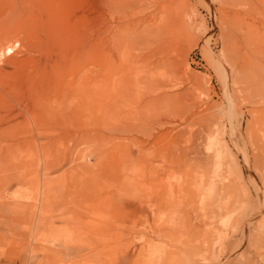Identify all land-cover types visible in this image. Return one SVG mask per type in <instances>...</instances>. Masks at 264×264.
Wrapping results in <instances>:
<instances>
[{
	"label": "rangeland",
	"instance_id": "374dc122",
	"mask_svg": "<svg viewBox=\"0 0 264 264\" xmlns=\"http://www.w3.org/2000/svg\"><path fill=\"white\" fill-rule=\"evenodd\" d=\"M138 4L0 0V264H264V0Z\"/></svg>",
	"mask_w": 264,
	"mask_h": 264
},
{
	"label": "bare ground",
	"instance_id": "6f19581e",
	"mask_svg": "<svg viewBox=\"0 0 264 264\" xmlns=\"http://www.w3.org/2000/svg\"><path fill=\"white\" fill-rule=\"evenodd\" d=\"M128 1H130V0H106V6L108 7V11L112 14V13H114V15L115 14H117L118 15V13H123L124 11H126V13H128L127 11H129V10H125V9H129L130 8V10H132V11H136V9H137V7H138V3H139V1L140 0H133L135 3L133 4V2H128ZM125 3L127 4H133V5H131V6H127V5H125ZM139 7H140V5H139ZM165 10V9H164ZM139 12V11H138ZM130 13L132 14V12L130 11ZM134 13V12H133ZM130 14V16H131V18H132V15ZM135 14V13H134ZM177 14V13H176ZM113 15V14H112ZM123 15H125V14H123ZM119 16H121L120 14L118 15V17ZM130 16H129V18H130ZM135 16V15H134ZM126 17V16H125ZM124 17V18H125ZM128 17V16H127ZM124 18H123V20H124ZM149 18H151V17H149ZM128 19V18H127ZM135 19V18H134ZM122 20V21H123ZM129 20V19H128ZM116 21V20H115ZM121 21V22H122ZM126 21V20H125ZM141 21H143V20H141ZM120 22V23H121ZM129 23H130V21H128ZM132 22V21H131ZM137 22V21H136ZM161 22V21H160ZM140 23V22H139ZM133 24V23H132ZM135 24V23H134ZM120 25L121 24H117V30H118V28L120 29ZM124 26V25H123ZM123 26H121V27H123ZM133 26V25H132ZM134 28H135V25L133 26ZM129 29H131L130 28V26L128 27ZM128 29V30H129ZM121 30V29H120ZM126 31V32H122L121 31V33H120V31H119V33H117L118 34V36L116 35V41L119 43V45H118V52H122V51H124V46H125V49H129L128 47V45H130L136 38H137V31H132V30H130V31ZM135 30V29H134ZM111 32V31H110ZM109 33V32H108ZM116 34V33H115ZM117 37H119V38H117ZM111 38V37H110ZM114 38H115V36H114ZM137 40V39H136ZM112 41H113V38H112ZM115 41V42H116ZM138 42V41H137ZM128 46V47H127ZM130 50V49H129ZM3 51V50H2ZM8 51H11V49L9 48V50ZM251 218V217H250ZM251 220V219H250ZM250 220H248V224H250V225H252V223L253 222H251ZM242 226V225H241ZM253 226H254V224H253ZM252 226V227H253ZM236 227V226H235ZM258 227V226H257ZM263 227H264V225H263ZM259 228V227H258ZM233 229V228H232ZM261 229H262V227H261ZM260 230V229H259ZM250 231V230H249ZM252 232H253V230H252ZM251 233V232H250ZM239 235H241V234H239ZM249 234H248V232H243V234H242V236H240L241 237V239H240V244H243L245 241H247L248 239L250 240V238L249 237H252V236H248ZM255 236V242L256 243H258L259 241H261L260 242V244L261 245H264V230H261L260 232H258L257 234H255L254 235ZM253 236V237H254ZM236 237V236H235ZM239 238V237H238ZM257 238V239H256ZM260 238V239H259ZM259 240V241H258ZM248 242V241H247ZM249 243V242H248ZM252 243V242H251ZM255 243V244H256ZM253 244H254V242H253ZM259 244V246L261 247V245ZM249 246H250V244H249ZM251 247V246H250ZM258 248V247H257ZM263 248V247H262ZM261 249V248H260ZM257 251H259V250H257ZM250 252V251H249ZM248 252V253H249ZM256 253V252H255ZM258 253V252H257ZM241 257H244V253H241V255H240ZM249 256V255H248ZM251 258V257H250ZM261 259V258H260ZM239 264H250V259H248V257H247V260H245V262H241V263H239Z\"/></svg>",
	"mask_w": 264,
	"mask_h": 264
}]
</instances>
